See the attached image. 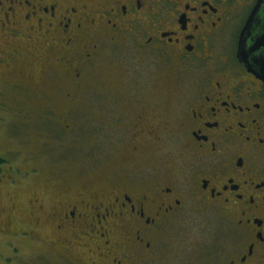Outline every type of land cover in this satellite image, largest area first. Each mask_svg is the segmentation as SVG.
<instances>
[{
    "label": "flooded vegetation",
    "instance_id": "obj_1",
    "mask_svg": "<svg viewBox=\"0 0 264 264\" xmlns=\"http://www.w3.org/2000/svg\"><path fill=\"white\" fill-rule=\"evenodd\" d=\"M258 3L0 0V112L96 140L106 169L67 181L46 168L49 142L11 151L51 177L0 207L13 253L264 264V80L239 52Z\"/></svg>",
    "mask_w": 264,
    "mask_h": 264
},
{
    "label": "rangeland",
    "instance_id": "obj_2",
    "mask_svg": "<svg viewBox=\"0 0 264 264\" xmlns=\"http://www.w3.org/2000/svg\"><path fill=\"white\" fill-rule=\"evenodd\" d=\"M144 75L150 76L152 71L145 70ZM147 84L150 93L152 88L161 86V83ZM34 117L23 114H4L0 112V207H5V202L11 195L29 197L39 189L49 186V173L44 171L38 178L30 179L25 172L24 163L11 151L18 150L21 142H36L41 147L50 143L52 150L51 161L45 162L48 170H56L67 181L81 178L82 181L100 182L106 170L102 162V155L97 153L96 140H76L65 135L64 129L54 126L46 129L39 125L40 114ZM90 149H93L90 152ZM10 153V154H9ZM73 155H69V154ZM24 153L23 155H27ZM88 154V155H86ZM58 155L62 157H58ZM43 161V158L41 159ZM2 219L0 220V228ZM10 242L6 236L0 233V264H37L38 258L32 255V250L20 245V254L16 255L10 249ZM34 254V253H33ZM16 255L18 258L13 257ZM50 264H61L60 259L50 254L47 260ZM29 262V263H28ZM48 264V262H47Z\"/></svg>",
    "mask_w": 264,
    "mask_h": 264
},
{
    "label": "water",
    "instance_id": "obj_3",
    "mask_svg": "<svg viewBox=\"0 0 264 264\" xmlns=\"http://www.w3.org/2000/svg\"><path fill=\"white\" fill-rule=\"evenodd\" d=\"M241 40V61L250 73L264 80V0H259Z\"/></svg>",
    "mask_w": 264,
    "mask_h": 264
}]
</instances>
